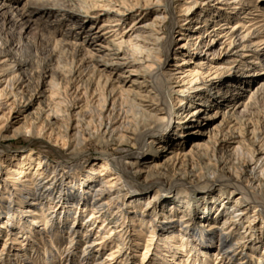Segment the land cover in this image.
Masks as SVG:
<instances>
[{"label":"bare ground","instance_id":"6f19581e","mask_svg":"<svg viewBox=\"0 0 264 264\" xmlns=\"http://www.w3.org/2000/svg\"><path fill=\"white\" fill-rule=\"evenodd\" d=\"M28 1L19 10L0 2V13L10 7L23 28L55 13L52 0ZM73 1L84 16L60 11L58 27L76 21L68 29L87 27L88 40L48 34L41 65L27 61L22 40L14 54L0 47V108L11 117L16 105L10 125L0 121V141L44 134L70 154L0 155L1 253L39 235L53 260L61 230L67 264L82 239L80 264H264V0ZM94 46L101 57L133 58L129 76L94 63ZM94 139L104 151L82 168ZM125 145L133 150L121 152ZM203 162L224 172L205 180ZM175 189L204 194L208 204L186 201L180 213L169 199Z\"/></svg>","mask_w":264,"mask_h":264},{"label":"rangeland","instance_id":"374dc122","mask_svg":"<svg viewBox=\"0 0 264 264\" xmlns=\"http://www.w3.org/2000/svg\"><path fill=\"white\" fill-rule=\"evenodd\" d=\"M76 2H79L81 0H75ZM1 5L2 4H6L7 6H13V8L18 7V10L27 2H29L28 0H20V2L17 3V0H0ZM0 5V6H1ZM48 9L53 10V12L50 15H48L47 17L42 18L41 20H36L34 22L29 23L30 27H24V25H21V23H19L18 25L15 24L14 22L10 21L11 17H10V7H5L3 9V11L0 13V21L1 23H3L4 21H7L6 25H4V29L3 31L0 32V47H2L3 49H9L10 52L12 54L15 53L16 49L15 47L18 45V42L20 40H22V44L23 48H22V54H24V57H28L27 61L29 62L30 60L34 61L36 63V65H41L44 62L45 57L47 56V49H46V44L45 42H47V35L48 34H52L53 36L56 35L58 37H62L65 38L67 37L69 34L72 36H76V38H80V39H89L88 37V29L87 27L84 28L81 27L77 28L76 30L74 29H68V27L70 26H78V22L74 21V22H64L62 24V26L59 28L58 23L60 22L61 18H59L58 12L63 11L65 13H73L76 14L78 16H84L81 9L77 8L74 1L73 0H52L49 1L47 4ZM154 6V5H153ZM162 7V6H161ZM253 11V9H252ZM254 13V11L252 12ZM253 16V15H250ZM254 18L261 20L262 17L260 16H253ZM153 18V15H151L150 18L144 20L142 23H146L147 21H150V19ZM248 20V19H247ZM257 22V21H256ZM76 23V24H73ZM187 23V22H186ZM185 24V23H183ZM127 26V24H126ZM125 26V27H126ZM74 28V27H73ZM186 28V27H185ZM15 30L17 32V34L14 36L13 40L9 39V36L7 35V32L10 30ZM23 30V32H21ZM172 38L176 41V42H180L181 44H183L184 42L179 41L181 36H179V33L177 32V29H174L171 33ZM21 37H23L22 39H20ZM41 37V39H39ZM183 38V37H182ZM99 42H97V39H93L92 40V44H97ZM25 44V45H24ZM20 46V45H19ZM18 46V47H19ZM96 47V49H99L100 52L97 53V55L94 57V63H99V64H106L105 66H108L109 68H117L119 71H123L121 72L122 74H126L125 76H129V73H127L131 63H133V58H131L130 56H126V55H120V53H118L117 55L114 56V54H110L111 56H103L101 57V51L103 50L101 47L99 46H94ZM172 56V57H171ZM170 56V59L168 61V63H173L171 62V60H173V55ZM172 58V59H171ZM106 59H108L106 61ZM135 62V61H134ZM172 67L171 66H167L166 70H170ZM114 75L117 73L116 70L115 72L113 71ZM135 76V75H132ZM139 77V75L137 76ZM136 79V78H135ZM139 79V78H138ZM139 81V80H137ZM258 82V79H256L255 81L251 82L250 86L247 87L246 89H244V93H248V89L252 88L254 84H256ZM148 85H151V83H149ZM1 88V87H0ZM263 97V96H262ZM262 99V98H261ZM41 102H43V104L45 105V98L42 97ZM39 100V101H40ZM173 100V98H172ZM2 101H7L6 98H3ZM39 101H37V103H39ZM37 103L35 105V107H37ZM263 102L259 105H262ZM8 106H13L12 105V101L8 102ZM224 107H222V109L225 108V104H223ZM171 107L173 109L174 112V116H176L177 111H178V107L179 105H177L175 102H171ZM259 107V106H258ZM13 113L15 112L16 109V105L13 106ZM206 109V108H205ZM211 107L208 108L207 110H205V113H202L200 116L205 117V118H201V119H205L206 121L209 120V118H207L206 114L210 113L211 111ZM223 111V110H222ZM4 113H8L7 109L5 108H0V121L4 120V119H8V122H4L3 124L5 126H9L13 120V113L12 116L10 117H6L4 115ZM219 120H221V118H218L215 122L219 123ZM207 123V122H205ZM261 124H264V118H261ZM205 128V126L203 127ZM28 145V146H27ZM27 146V147H26ZM27 148H33L35 150L36 153L41 154L43 156L48 157L51 160L57 161H68L70 159V154L68 150V146H63L61 142H55V138L52 137L51 140H48L46 136L41 135L40 139H35V136L33 134H29V135H23L20 136L18 138H9V139H5L0 141V155L2 156H6L10 153H14V152H20L21 149H27ZM119 148L118 145L114 144L112 145L109 150L111 152H117V149ZM147 148V146H146ZM112 149V150H111ZM87 152H86V156L88 159H86L85 161H82V168L84 167H89L90 165L93 164V161L97 160L100 158L101 154L104 151L103 148V144L99 143L96 139L92 140L91 142L88 143L87 148H86ZM128 150H133L132 147H129V145H125L124 147H122L121 152H125ZM125 154V153H123ZM117 155H121V154H117ZM143 163V162H142ZM201 169L200 175H202L204 177L205 180L207 179H211L213 177V173H223L224 171L222 169L216 168L207 164L206 162L201 163L200 165ZM198 169V168H197ZM251 170L250 167H247V171L249 172ZM130 171L133 172V168L130 167ZM192 170H190V172H188L187 174L183 175L184 178L188 181L189 178H191V176H193L194 172H191ZM111 169L106 171V174H111ZM181 174V172H179ZM196 179V177L194 176L192 178V180ZM140 180H143V177H140ZM264 188V185H263ZM185 189H175V191L172 193V195L169 197V199H176V208L178 212H182L185 207V202L186 201H190L191 203L194 201L198 200L197 204H208V199L204 198V194L202 195H198L195 196L193 194H190L189 198H185L186 194H185ZM264 194V193H263ZM182 197V198H179ZM201 198V199H200ZM189 199V200H188ZM173 200V199H172ZM168 202H170V200H168ZM201 202V203H200ZM202 204V208L203 205ZM221 205V204H220ZM231 205V203L229 202L228 204L226 203V207H229ZM179 209V210H178ZM240 231H244V228H240ZM5 230L2 229V235L0 236V264H67V253H68V245H67V235H65V232H62L61 230L55 231L54 234L59 236V240L58 242H56L59 246V250H54L52 251L53 255H54V259L53 260H49L48 259V254L51 253V242H48L47 245L44 247L41 244V240H40V236H36L34 238V241H31V243H33L34 245H31L27 242H24L23 245L22 244H11V248L9 253H1L2 250V246H3V240L6 239V234H5ZM33 247L34 250H30ZM74 250V249H73ZM73 250L71 252V254L69 255L73 257ZM83 250H84V240L82 239L80 241V243L78 244V246L75 248V256L73 257V261L74 264H80V260L82 259V255H83ZM138 253H140V251H142V249H137ZM50 252V253H49ZM162 251H159V253ZM48 253V254H47ZM155 253V252H154ZM25 254V255H24ZM23 255V256H21ZM68 257V258H69ZM104 258L105 257V253L103 252L100 255V258ZM29 258L30 262H27L25 259ZM48 259V260H47ZM70 264V262H69Z\"/></svg>","mask_w":264,"mask_h":264}]
</instances>
